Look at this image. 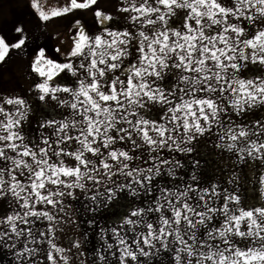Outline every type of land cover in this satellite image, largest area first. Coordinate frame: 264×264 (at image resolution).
Wrapping results in <instances>:
<instances>
[{
    "label": "snow or ice",
    "instance_id": "obj_1",
    "mask_svg": "<svg viewBox=\"0 0 264 264\" xmlns=\"http://www.w3.org/2000/svg\"><path fill=\"white\" fill-rule=\"evenodd\" d=\"M58 2L30 0L45 24L72 16L55 48L63 59L41 48L30 62L47 134L26 137L35 109L0 98V200L15 205L0 214V249L10 264H88L79 237L57 243L74 222L66 209L82 198L118 204V193L150 199L130 201L101 229L92 264H149L141 258L161 249L168 264H264V203H244L238 187L204 185L195 171L187 183L176 177L183 164L161 154L187 155L215 128L217 147L238 164H264V120H233L264 109V0H121L117 15L99 0ZM88 11L92 28L75 15ZM14 31L11 40L0 34V64L27 44L25 28ZM56 108L67 113L45 115ZM165 175L178 182L161 185Z\"/></svg>",
    "mask_w": 264,
    "mask_h": 264
},
{
    "label": "crops",
    "instance_id": "obj_2",
    "mask_svg": "<svg viewBox=\"0 0 264 264\" xmlns=\"http://www.w3.org/2000/svg\"><path fill=\"white\" fill-rule=\"evenodd\" d=\"M11 0H0V24L5 18H2L8 13V6ZM121 0H99V6L117 15L116 9L120 6ZM124 14H119V19H123ZM82 22L85 23L87 28H92L94 24V17L92 13L86 12L80 16ZM46 25V24H45ZM65 22H60L57 25H50L46 28L45 33L49 35H55L57 33H62L64 29ZM48 33V34H47ZM1 66V65H0ZM3 66V67H8ZM1 68V72L2 69ZM17 68V70H16ZM15 73L10 80L12 84L13 80H20V82L26 87L27 95L22 97L27 100V102L33 106L35 111L30 114L29 120L24 124V134L26 137L32 139L33 141L38 140L42 133L47 134L48 129H42L38 121L41 120L40 112L41 108L38 107L40 102L36 100L35 92V79L34 74L30 71V63L21 61L15 67ZM254 71H259L254 66ZM253 73L248 72L247 75L250 77ZM9 87V88H7ZM16 96L19 94H14L12 92L11 86L4 84L0 81V98ZM55 108V105H53ZM67 113V109L61 110L56 108L55 111L52 109H47L45 115L56 119H61L62 114ZM227 120V118H225ZM233 120L237 122H243L245 125L254 127L259 120H264V109H253L252 112L246 114L243 117L233 116ZM217 129H213L211 134H206L204 137L199 138L198 142L195 143V149L193 152L185 155L182 153H161L168 159H178L182 168L176 169V177L182 178L183 181L187 183H193L191 180L192 173L195 171L199 176L202 184L207 185L209 183L218 182L224 188L231 191L234 187H238V191L242 196V201L249 205L260 206L264 203V184H261L258 180L260 176H264V164H261L258 160H248L246 164L237 163V155L228 152L224 148L217 147L222 143L217 136ZM223 143H227L225 140ZM198 162V163H197ZM239 174L241 179L236 182V184H231L228 181L232 178L233 174ZM174 179L165 175L163 179L160 180L161 185L167 184L169 187L173 185ZM181 187L183 184L181 183ZM103 190V189H101ZM150 197L141 194L138 197H132L124 193L117 194V204L114 201L112 204H99L98 206L92 205L87 199H80L78 201H71L70 207L66 209L72 217V221L67 222L62 225L65 234H58L57 243L62 246H67V237H79L81 244L83 245L81 251L83 253L81 259H87L88 264H92L93 258L95 256V249H101L103 241L101 239V229L111 228L114 226L113 221L117 220L119 213H122L128 203L135 200L136 204L140 206H146V202ZM10 204L14 207V203L11 201L0 200V214L11 213L12 208ZM96 208V211H92V208ZM151 219V217H150ZM47 222H45L46 224ZM78 225V226H77ZM138 231H143L142 228L137 229ZM87 233V242H85L82 233ZM131 233H129V242L131 243ZM114 243V241H109ZM160 245L157 244V248ZM169 247H174L171 238H169ZM75 251V250H73ZM71 255V254H69ZM43 257H41L42 259ZM169 254L160 251L156 254L153 250V255L148 258L142 257L141 260H148L149 264H168ZM12 260L11 254L6 250L0 249V264H10Z\"/></svg>",
    "mask_w": 264,
    "mask_h": 264
},
{
    "label": "rangeland",
    "instance_id": "obj_3",
    "mask_svg": "<svg viewBox=\"0 0 264 264\" xmlns=\"http://www.w3.org/2000/svg\"><path fill=\"white\" fill-rule=\"evenodd\" d=\"M43 3L48 4L52 8L60 6L58 0H43ZM7 10L8 13L2 17L5 19L0 24V34L11 40L17 35L14 29L18 26H22L28 34V41L22 50H13L10 53V58H8L3 64H0V70L3 66L9 65L8 67H3L2 72L0 71V81L4 84L10 85L12 92L14 94H19L16 96L25 97L31 94H27L29 92H27L26 87L20 82V80H13L12 84H10V80H7L6 78L11 79L13 77V73H15L14 67L21 61L30 63L41 48L46 51L49 58L57 61L62 60L63 57L55 52V48L62 47V41L66 42L63 34L65 32H70L69 25L72 23V16L70 15L67 19L50 21L45 25V22L39 20L35 13V9L31 7L30 0H11ZM88 12L92 13L91 11ZM75 15L78 18L81 16L80 13H76ZM60 22H65V31L55 35H49L47 33V36L45 33L46 28L50 25H57ZM174 22L178 23V21ZM34 79V81L38 79L35 74ZM162 251L164 250L162 249Z\"/></svg>",
    "mask_w": 264,
    "mask_h": 264
}]
</instances>
